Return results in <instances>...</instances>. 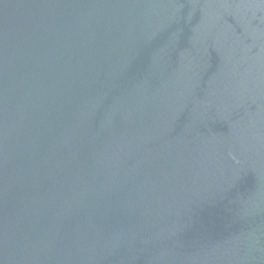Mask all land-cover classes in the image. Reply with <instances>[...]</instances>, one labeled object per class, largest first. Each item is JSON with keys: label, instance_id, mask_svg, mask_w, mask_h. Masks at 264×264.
Instances as JSON below:
<instances>
[{"label": "water", "instance_id": "water-1", "mask_svg": "<svg viewBox=\"0 0 264 264\" xmlns=\"http://www.w3.org/2000/svg\"><path fill=\"white\" fill-rule=\"evenodd\" d=\"M0 264H264V0H0Z\"/></svg>", "mask_w": 264, "mask_h": 264}]
</instances>
